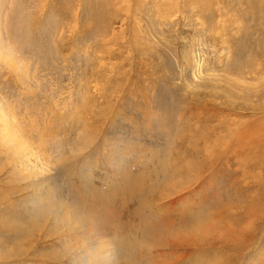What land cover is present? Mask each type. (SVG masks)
Instances as JSON below:
<instances>
[{
  "label": "rangeland",
  "instance_id": "1",
  "mask_svg": "<svg viewBox=\"0 0 264 264\" xmlns=\"http://www.w3.org/2000/svg\"><path fill=\"white\" fill-rule=\"evenodd\" d=\"M115 259L264 264V0H0V264Z\"/></svg>",
  "mask_w": 264,
  "mask_h": 264
},
{
  "label": "bare ground",
  "instance_id": "2",
  "mask_svg": "<svg viewBox=\"0 0 264 264\" xmlns=\"http://www.w3.org/2000/svg\"><path fill=\"white\" fill-rule=\"evenodd\" d=\"M238 129V128H237ZM235 130V129H234ZM247 132V131H246ZM245 133V132H244ZM238 135H240V134H238ZM241 136V135H240ZM247 140V139H246ZM239 142H240V140H238ZM245 142V141H244ZM130 167V166H129ZM174 173V172H173ZM177 175V174H176ZM166 179V178H165ZM44 183V182H43ZM43 185V184H42ZM176 188V187H175ZM186 189V188H185ZM163 191V190H162ZM167 191V190H166ZM176 191V190H175ZM163 193V192H162ZM179 194V193H178ZM161 198H165V197H161ZM166 198H168V197H166ZM154 200V199H153ZM156 200V199H155ZM158 200V199H157ZM160 201V200H159ZM174 202V201H173ZM171 203V202H170ZM159 205V204H158ZM168 205V204H167ZM152 207H153V205H151ZM142 207V206H141ZM169 208H170V206H168ZM127 208V207H126ZM158 208V207H157ZM156 208V209H157ZM131 209V208H130ZM146 209V208H145ZM149 209V208H148ZM159 209V208H158ZM133 210H135V211H138V208L137 207H133ZM141 210H143V209H141ZM163 210V209H162ZM167 210H168V208H167ZM125 211V210H124ZM151 211V210H150ZM161 211V210H160ZM164 211V210H163ZM168 211H170V209L168 210ZM173 211V210H172ZM126 212V211H125ZM139 212V211H138ZM134 213V212H133ZM157 213V212H156ZM171 213V212H170ZM173 213V212H172ZM146 214V213H145ZM162 214V213H161ZM156 215V214H155ZM157 215H159V214H157ZM156 215V216H157ZM221 215V214H220ZM235 215V214H234ZM152 216V215H151ZM161 216V215H160ZM150 219V218H149ZM184 220V219H183ZM146 221H148V220H146ZM144 222V221H143ZM150 222V221H149ZM241 222V221H240ZM163 223H164V221H163ZM156 225V224H155ZM167 226V225H166ZM88 227V226H87ZM154 228V227H153ZM152 228V229H153ZM164 228L165 227H163V230H164ZM194 229H195V227H194ZM172 231V230H171ZM138 232V231H137ZM232 232H233V230H232ZM142 234L144 235V236H146V238L145 239H147V237H148V235L150 234L149 233V231L147 230V229H142ZM234 235V234H233ZM102 239V238H101ZM210 241H211V239H210ZM110 242V241H109ZM190 242V241H189ZM188 242V244H190ZM171 243V242H170ZM96 244V243H95ZM97 244H99V243H97ZM175 244V243H174ZM177 245V244H176ZM229 245V244H228ZM96 246V245H95ZM124 246V245H123ZM126 246V245H125ZM175 246V245H174ZM177 247V246H176ZM224 247V246H223ZM233 247V246H232ZM97 248V247H96ZM95 247H94V250L96 249ZM98 249H99V247H98ZM106 249V248H105ZM165 249V248H164ZM168 249H169V246H168ZM225 249V248H224ZM170 250V249H169ZM172 250H173V248H172ZM226 250V249H225ZM244 250V249H243ZM97 251V250H96ZM95 251V252H96ZM103 251V250H102ZM137 251V250H136ZM222 251V250H221ZM109 252V251H108ZM112 252V251H111ZM116 252V251H115ZM174 252V251H173ZM172 252V253H173ZM98 253H99V251H98ZM103 253V252H102ZM156 253V252H155ZM167 253V252H166ZM97 254V253H96ZM104 254V253H103ZM110 254V253H109ZM91 255V254H90ZM98 255V254H97ZM107 255V254H106ZM105 255V256H106ZM155 255V254H154ZM160 255V254H159ZM164 255V254H163ZM170 255H171V253H170ZM243 255V254H242ZM241 255V256H242ZM94 256H95V254H94ZM152 256V255H151ZM157 256H158V254H157ZM168 256V255H167ZM175 256V255H174ZM108 257H110V256H108ZM149 257V256H148ZM156 257V256H155ZM230 257H231V255H230ZM97 258H99V257H97ZM105 258H107V257H105ZM112 258V257H111ZM168 258V257H167ZM160 259V258H159ZM101 260V259H100ZM161 260V259H160ZM174 260V259H173ZM90 261H91V259H90ZM106 261V260H105ZM132 261V260H131ZM222 261V260H221ZM98 262V261H97ZM100 262V261H99ZM165 262V261H164ZM217 262V261H216ZM215 262V263H216ZM85 263V262H84ZM107 263V262H106ZM170 263V262H169ZM174 264H175V262H173ZM217 263H219V262H217ZM91 264V263H90ZM101 264V263H100ZM109 264V263H108ZM112 264H118V261H117V259H115V260H113V262H112ZM167 264V263H166ZM170 264H172V261H171V263ZM223 264H231V263H229V262H225V263H223ZM247 264V263H246Z\"/></svg>",
  "mask_w": 264,
  "mask_h": 264
}]
</instances>
